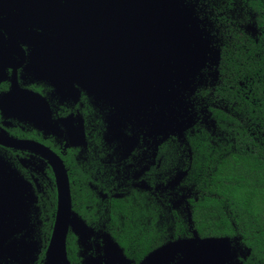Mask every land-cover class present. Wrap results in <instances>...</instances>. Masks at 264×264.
<instances>
[{
	"label": "flooded vegetation",
	"instance_id": "af4514ba",
	"mask_svg": "<svg viewBox=\"0 0 264 264\" xmlns=\"http://www.w3.org/2000/svg\"><path fill=\"white\" fill-rule=\"evenodd\" d=\"M84 3L98 10V0H0V142L5 137L34 142L54 152L70 186L71 164H79L78 176L93 196L74 198L84 213L74 210L71 196L77 222L66 236L68 264H141L165 244V208L172 219V210L180 215L183 203L189 219L192 192L183 183L186 174L176 182V174L184 171L169 167L190 162L191 153L182 136L152 132L119 116L116 97L92 90L90 75L86 82L84 51L76 65L69 63L66 44L76 36L81 40ZM198 119L194 113V123ZM170 144L176 147L167 149ZM28 147L0 143V264H44L53 230V170ZM134 203L142 215L126 218L122 205L129 209ZM134 220L141 221L139 235L145 237L132 233L127 240L124 228L131 229ZM11 243L16 261L3 253ZM147 244L154 248L142 254L138 247Z\"/></svg>",
	"mask_w": 264,
	"mask_h": 264
},
{
	"label": "trees",
	"instance_id": "16d2710c",
	"mask_svg": "<svg viewBox=\"0 0 264 264\" xmlns=\"http://www.w3.org/2000/svg\"><path fill=\"white\" fill-rule=\"evenodd\" d=\"M182 4L192 10L207 45L202 46L206 58L198 71L179 85V96L199 115L182 134L190 162L169 167L186 172L183 183L192 192L186 205L191 223L183 203L180 215L172 210V219L165 208L164 243L189 237L191 228L201 238L235 240L245 256L238 255L242 264H264V0H184ZM70 169L73 208L84 213L74 198L93 193L78 176L79 164L73 161ZM120 211L133 219V214L143 213L135 203L129 209L122 205ZM141 232L137 221L131 229L124 228L123 238L129 240L133 233L143 239ZM145 246L138 247L142 254L154 248Z\"/></svg>",
	"mask_w": 264,
	"mask_h": 264
},
{
	"label": "water",
	"instance_id": "95a60500",
	"mask_svg": "<svg viewBox=\"0 0 264 264\" xmlns=\"http://www.w3.org/2000/svg\"><path fill=\"white\" fill-rule=\"evenodd\" d=\"M98 1V10L84 3L79 22L81 40L78 42L76 36L74 43L66 44L70 46L67 60L76 65L78 54L84 51L86 82L90 75L88 84L94 87L90 89L116 97L119 116L134 119L152 132L181 137L194 123V112L183 95L179 96V85L194 76L206 58L202 46L207 40L192 10L182 4L184 0ZM1 140H5L1 144L17 148L27 143L29 150L39 153L51 166L57 204L44 264H68L66 236L77 217L71 209L69 177L62 160L34 142ZM185 174L177 173L175 181ZM10 245L3 253L16 261V247ZM237 247L238 243L228 237L201 238L193 230L190 237L153 250L141 264H168L175 256H179L175 264H242L238 255L245 256Z\"/></svg>",
	"mask_w": 264,
	"mask_h": 264
},
{
	"label": "rangeland",
	"instance_id": "374dc122",
	"mask_svg": "<svg viewBox=\"0 0 264 264\" xmlns=\"http://www.w3.org/2000/svg\"><path fill=\"white\" fill-rule=\"evenodd\" d=\"M184 101V100H183Z\"/></svg>",
	"mask_w": 264,
	"mask_h": 264
}]
</instances>
